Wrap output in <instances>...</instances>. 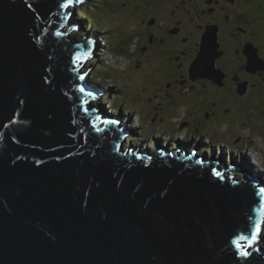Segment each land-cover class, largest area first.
Here are the masks:
<instances>
[{
  "label": "water",
  "instance_id": "95a60500",
  "mask_svg": "<svg viewBox=\"0 0 264 264\" xmlns=\"http://www.w3.org/2000/svg\"><path fill=\"white\" fill-rule=\"evenodd\" d=\"M65 2L0 0V264H264L260 233L239 240L263 179L181 145L125 147L131 132L89 102L105 91L74 60L92 36L70 34L83 22Z\"/></svg>",
  "mask_w": 264,
  "mask_h": 264
},
{
  "label": "rangeland",
  "instance_id": "374dc122",
  "mask_svg": "<svg viewBox=\"0 0 264 264\" xmlns=\"http://www.w3.org/2000/svg\"><path fill=\"white\" fill-rule=\"evenodd\" d=\"M98 1L89 0L80 8H74L73 18L84 23L81 30L72 31L71 35L78 38L88 33L98 35L100 45L90 76L107 91L96 104L123 115L129 122L133 134L129 135L126 146L143 145L152 152L160 144L175 148L184 145L188 150L199 148L200 154L215 155L231 165L238 160L245 164V169L264 180V114L257 95L252 92L236 102L227 94L220 100L223 89L210 83L205 87L203 83L209 78L203 80L204 75L196 77V81L181 84L177 80L180 84L168 86V82L179 76L173 65H183L190 76L189 68L197 52H187L190 58L180 61L176 59L184 56L180 50L173 53L172 59L169 51L158 61L153 53L143 51L147 39L138 44L140 34L136 21L142 25L141 17L132 14L130 0ZM138 5L139 1L135 0L134 9L138 10ZM143 5L144 16L163 14L166 17L160 20L165 25L172 22L174 12H179L176 0H144ZM83 15L85 18L89 15L91 20H83ZM212 55L216 56V52ZM147 58H151L149 63ZM222 65L238 67L239 62H223ZM207 75L214 77V74ZM237 176L243 175L238 172ZM260 244L263 246L264 241Z\"/></svg>",
  "mask_w": 264,
  "mask_h": 264
},
{
  "label": "flooded vegetation",
  "instance_id": "af4514ba",
  "mask_svg": "<svg viewBox=\"0 0 264 264\" xmlns=\"http://www.w3.org/2000/svg\"><path fill=\"white\" fill-rule=\"evenodd\" d=\"M138 1V10L133 7L135 0H130V4L133 5L132 14L141 17L142 25L136 21L140 34L138 44L143 39L148 41L144 52L153 53L158 61H162L169 51L172 59L173 53L180 50L184 54L176 58L180 61L190 58L187 52L198 54L203 49L216 52L209 60L215 64L218 74L203 77V80L209 78L204 81V86L209 83L218 86L223 89L220 100L230 94L236 102L254 92L264 114V0H176L179 12H174L168 25L160 20V17H166L163 14L144 16V0ZM98 2L102 3V0ZM150 59H146L147 63ZM223 62H239V66L224 67ZM173 67L179 76L175 75L174 82H168V86L196 81L197 76L192 75L190 68L189 76L183 65Z\"/></svg>",
  "mask_w": 264,
  "mask_h": 264
},
{
  "label": "clouds",
  "instance_id": "9594fccd",
  "mask_svg": "<svg viewBox=\"0 0 264 264\" xmlns=\"http://www.w3.org/2000/svg\"><path fill=\"white\" fill-rule=\"evenodd\" d=\"M89 0H83V4H81V5H76V6H72L71 5V9L73 10L72 12H73V14L71 15V18L74 20V23H76V22H78L79 20L78 19H76L75 20V17L73 18V16H74V8H80L81 6H83L84 4H86L87 2H88ZM83 17V20H85V21H90L91 19H90V17H89V15H87V18H85L84 17V15L82 16ZM79 22H81V20L79 21ZM83 23H84V21H82ZM82 24V23H81ZM81 28H82V25H81ZM81 28L80 29H72L71 31H70V34H71V32L72 31H76L77 32V30H81ZM89 34V33H88ZM88 34H86L83 38H79L82 42L84 41V39H85V37L88 35ZM89 35H91V36H94L96 39H97V41H98V47H99V45H100V41H99V38H98V35H96L95 33H93V34H89ZM76 36V35H75ZM77 37V36H76ZM98 47H97V49H96V51H95V56L94 57H90V58H88V59H86L85 60V65H84V69L85 70H87V74H89V80H90V83H91V87H94V88H98V89H102V90H104L105 92L103 93V94H101L100 96H98L97 98H93L92 100H90L89 102H92L93 104H95V107L97 108V109H99V110H101L100 109V105L101 106H103L102 104H96L98 101H100V98L106 93V88H103L102 86H100V85H97L96 83H95V81H94V79L93 78H91V76L90 75H92V71L91 70H94L95 68H94V65H92L93 64V61H94V59L97 57V55H98ZM201 52V51H200ZM200 52H198V54L200 53ZM198 54H197V57H196V60L198 59ZM195 60V61H196ZM194 61V62H195ZM193 65V64H192ZM192 65H191V67H190V71H191V73H192ZM194 73V72H193ZM193 73H192V75H193ZM194 75L195 76H197L195 73H194ZM213 76H215V75H213ZM198 77V76H197ZM87 78V76H85L84 77V80ZM104 108H105V110L107 111V115L108 116H110V117H112V118H117V119H120V120H122V121H120V123H119V125H118V127L119 128H122V129H124V130H128V131H130L131 133L130 134H133V131H132V129L130 128V126H129V122H126L125 121V118H124V116L123 115H117V114H115V113H111V112H109V110L106 108V106H103ZM120 116V117H119ZM129 134V135H130ZM129 135H127L126 137H124V145H125V147H127V148H130L131 147V145H136V144H134V143H131V145L130 146H126V141L128 140V138H129ZM143 146V145H142ZM166 146H169V145H166ZM181 146H184V145H181ZM144 147V146H143ZM170 147V146H169ZM144 148H146V147H144ZM171 149L172 148H174V147H170ZM186 148V147H185ZM170 149V150H171ZM187 149V148H186ZM194 149H197V148H194ZM253 150H255V149H253ZM190 152H191V150H189ZM255 151H258V150H255ZM197 153H199V148H198V152ZM200 154V153H199ZM200 156V155H199ZM219 157H221V156H219ZM258 161V160H257ZM233 162V165H238V166H240L239 164H241L242 165V168L244 169V166H245V164L244 163H241L240 161H232ZM222 163V166L223 167H227V168H229V167H231L232 165L231 164H228V161L227 160H223V162H221ZM225 163H227V166H225ZM240 172V171H239ZM242 173V175H243V172H241ZM237 174H238V172H237ZM237 174H236V176H237ZM242 177V176H241ZM257 177H261V176H258L257 175ZM262 178V177H261ZM264 178V177H263ZM263 233H264V228H262V230H261V232H260V239H261V241L260 242H262L263 240H264V235H263ZM247 243V242H246ZM261 244L259 243V246H258V250H260V252H262V249L264 250V248L262 247V246H260ZM251 247L252 248H255V245H251Z\"/></svg>",
  "mask_w": 264,
  "mask_h": 264
},
{
  "label": "snow or ice",
  "instance_id": "6c2138e0",
  "mask_svg": "<svg viewBox=\"0 0 264 264\" xmlns=\"http://www.w3.org/2000/svg\"><path fill=\"white\" fill-rule=\"evenodd\" d=\"M72 2H73V0H66V2L64 4H62L61 7L67 8V7H69V5L72 4ZM76 3H78V4L79 3H83V0H76ZM57 34L59 35L60 33H57ZM90 55H91V52L90 51L87 54H84V55H79L78 54L75 57L74 62L75 63H80L82 60L87 59ZM80 79H84V77L81 76ZM84 90L85 89L83 87H80V89H79L80 92H84ZM89 95H91V93H89ZM105 123H108V124H117L118 121H116V120H107V121H105ZM97 131H100V129H97ZM213 171L215 172V170H213ZM215 174L217 176L220 175L219 172H215ZM260 191L261 192H264V188H261ZM261 207H262V209H264V205H262ZM260 230H261L260 229V226L257 225L256 226V231L253 232L250 237L241 236L239 238V240H250L251 243H250L249 246L254 245L257 242V240L259 239ZM239 240L233 241V243L235 244V246H236V248H237V250L239 252V255L244 256V257H247L249 255V252L247 250H241L243 248V245L241 243H239Z\"/></svg>",
  "mask_w": 264,
  "mask_h": 264
},
{
  "label": "bare ground",
  "instance_id": "6f19581e",
  "mask_svg": "<svg viewBox=\"0 0 264 264\" xmlns=\"http://www.w3.org/2000/svg\"><path fill=\"white\" fill-rule=\"evenodd\" d=\"M207 52V55L204 57V61H207V62H211L212 63V65H213V69H211V73L212 74H214V75H217L218 74V72H217V70H216V67H215V64L212 62V61H210L209 60V58L210 57H213L214 55H211L212 53H213V51L212 50H207L206 51ZM211 55V56H210ZM208 67V64L207 63H204V66L202 67V68H207ZM202 155H207L206 153H203ZM214 157H215V155H213ZM255 156V155H254ZM210 157H212V156H210ZM255 157H258L257 155L255 156ZM216 158V157H215ZM251 172V174L254 176V173H253V171H250Z\"/></svg>",
  "mask_w": 264,
  "mask_h": 264
},
{
  "label": "trees",
  "instance_id": "16d2710c",
  "mask_svg": "<svg viewBox=\"0 0 264 264\" xmlns=\"http://www.w3.org/2000/svg\"><path fill=\"white\" fill-rule=\"evenodd\" d=\"M132 1H133V0H132ZM102 71L105 73V70H104V69H103ZM98 73H100V72H98ZM100 74H101V73H100ZM101 75L104 76L103 74H101ZM104 77H105V76H104ZM104 81H107V80H104ZM105 83H106V82L101 83V84H102V85H105Z\"/></svg>",
  "mask_w": 264,
  "mask_h": 264
}]
</instances>
